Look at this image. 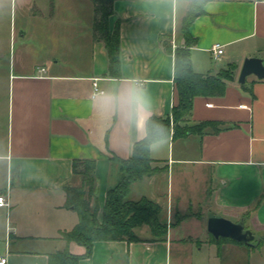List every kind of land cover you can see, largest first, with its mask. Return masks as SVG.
<instances>
[{"label":"crops","instance_id":"1","mask_svg":"<svg viewBox=\"0 0 264 264\" xmlns=\"http://www.w3.org/2000/svg\"><path fill=\"white\" fill-rule=\"evenodd\" d=\"M191 2L114 0L109 28L113 32L119 24L121 40L116 72L106 43L94 35L92 0L84 14L67 19H56L49 9L42 37L32 38L21 28L20 38L28 42L6 73L7 131L0 150V196L10 204L0 208V258L7 264H49L51 254L67 247L73 255L86 253L61 236L79 221L65 206L66 187L81 183L73 163L96 162L94 203L101 216L108 189L120 180L112 157L129 159L134 144L146 136V126H137L121 94L138 82L153 116H170L179 100L175 52L185 47L197 73L236 67L224 96H198L193 102L191 123L219 121L224 129L152 145L153 166L160 171L134 183L130 198L147 197L162 206L169 224L166 240H154L144 226L136 230L139 242H97L80 264H225L229 256L251 264L256 247L233 240L215 244L208 216L243 221L246 229L264 235V80L250 76L246 88L239 83L245 59L264 60V0L204 3L189 26L194 42L188 46L183 25ZM162 37L171 39V52ZM29 40L41 51L31 50L35 45ZM217 44L224 48L219 61L212 54ZM95 81L103 95L94 96Z\"/></svg>","mask_w":264,"mask_h":264},{"label":"trees","instance_id":"2","mask_svg":"<svg viewBox=\"0 0 264 264\" xmlns=\"http://www.w3.org/2000/svg\"><path fill=\"white\" fill-rule=\"evenodd\" d=\"M95 5V21L93 31L97 40L107 45L111 71L116 72L120 66V26L116 25L113 32L109 28V18L113 14L114 0H92ZM210 0H197V5L191 8L185 18L183 32L188 46L194 39L189 33V26L197 14L202 12L203 4ZM164 49L172 51L171 39H160ZM236 70V67L230 65ZM235 77L233 73L221 71L218 74L197 73L193 69L189 47L178 48L175 52V84L179 96L177 105L172 114L167 117L152 116V122L146 125V136L134 144L129 159L112 157L118 167L120 180L118 184L107 191V197L99 215V207L94 200L97 196L96 162L92 160H75L73 172L80 179L79 186H68L66 207L73 208L78 214L77 225L61 236L69 246L76 243L85 247L83 256L73 255L68 247L62 252H56L49 257V264H80L81 260L92 256L97 242H139L136 230L144 226L150 228L154 240L164 241L168 233L169 224L163 218L162 206L152 199L143 197L139 200L130 198L134 183L154 176L160 170L153 166L155 160L151 158L150 150L153 144L172 139H184L192 135L203 136L208 131L220 133L225 124L219 121H202L191 123L194 99L198 96L222 97L225 95L229 81ZM246 88V84L242 86ZM164 125V133L157 125ZM213 242L220 245L232 241L228 238L219 240L212 237ZM259 242V243H258ZM255 247L264 246V238L260 239Z\"/></svg>","mask_w":264,"mask_h":264},{"label":"rangeland","instance_id":"3","mask_svg":"<svg viewBox=\"0 0 264 264\" xmlns=\"http://www.w3.org/2000/svg\"><path fill=\"white\" fill-rule=\"evenodd\" d=\"M87 1L91 0H0V150H2L7 131L8 89L6 73H8L11 58H14V55L20 52V45L28 42L20 38L21 28L27 27L29 29L28 36L32 38L34 36L42 37V26L44 18L48 17L49 9L56 13V19H67L74 12H83L84 14ZM197 4V0H192L191 5ZM74 5L77 8H74ZM79 5H83L84 9L81 6L78 9ZM71 6L74 8L73 10H70ZM29 43L32 46L35 45L31 50L41 51L38 44L33 41ZM20 55L19 53L18 56ZM221 71L234 72V74L236 72L230 66L223 68ZM77 181H79V178H77ZM3 184L4 178L0 176V190ZM161 187H163V183ZM71 209L73 210V208ZM255 237L254 243H257L264 238V235L255 234ZM232 259V256L227 257L226 260L228 261L225 264H238L237 258ZM249 261L251 264H264V246L254 248Z\"/></svg>","mask_w":264,"mask_h":264},{"label":"water","instance_id":"4","mask_svg":"<svg viewBox=\"0 0 264 264\" xmlns=\"http://www.w3.org/2000/svg\"><path fill=\"white\" fill-rule=\"evenodd\" d=\"M255 76L259 80H264V60L251 57L245 59L239 76L240 85H245L247 78ZM208 232L217 240L228 238L238 243H244L250 246H256L255 234L246 229L243 221L233 222L224 217L210 214L208 216Z\"/></svg>","mask_w":264,"mask_h":264},{"label":"clouds","instance_id":"5","mask_svg":"<svg viewBox=\"0 0 264 264\" xmlns=\"http://www.w3.org/2000/svg\"><path fill=\"white\" fill-rule=\"evenodd\" d=\"M121 103L135 119L138 127H144L152 122V102L143 86L138 82L123 91ZM157 127L161 130V133H164L163 124H159Z\"/></svg>","mask_w":264,"mask_h":264},{"label":"built area","instance_id":"6","mask_svg":"<svg viewBox=\"0 0 264 264\" xmlns=\"http://www.w3.org/2000/svg\"><path fill=\"white\" fill-rule=\"evenodd\" d=\"M212 54H213V59L215 61H219L224 54L223 46L219 44L215 45L213 47ZM42 71H44V69H42ZM104 93L105 92L98 87L97 81H95L94 82V96L103 95ZM9 207H10V204L7 198L1 195L0 196V208H9ZM0 264H7V259L5 257L0 258Z\"/></svg>","mask_w":264,"mask_h":264}]
</instances>
